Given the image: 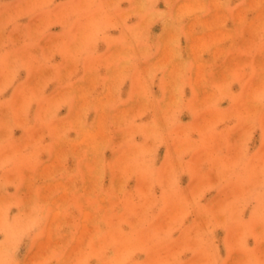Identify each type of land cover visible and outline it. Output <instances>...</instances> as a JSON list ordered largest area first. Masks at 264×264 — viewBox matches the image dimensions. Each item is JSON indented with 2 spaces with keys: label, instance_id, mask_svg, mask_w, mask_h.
Here are the masks:
<instances>
[{
  "label": "rangeland",
  "instance_id": "rangeland-1",
  "mask_svg": "<svg viewBox=\"0 0 264 264\" xmlns=\"http://www.w3.org/2000/svg\"><path fill=\"white\" fill-rule=\"evenodd\" d=\"M0 264H264V0H0Z\"/></svg>",
  "mask_w": 264,
  "mask_h": 264
}]
</instances>
